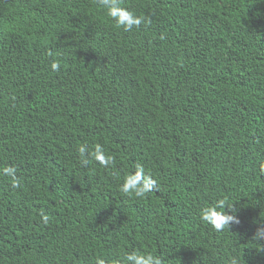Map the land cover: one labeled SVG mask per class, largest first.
I'll use <instances>...</instances> for the list:
<instances>
[{
	"label": "trees",
	"instance_id": "1",
	"mask_svg": "<svg viewBox=\"0 0 264 264\" xmlns=\"http://www.w3.org/2000/svg\"><path fill=\"white\" fill-rule=\"evenodd\" d=\"M0 264H264V0H0Z\"/></svg>",
	"mask_w": 264,
	"mask_h": 264
}]
</instances>
